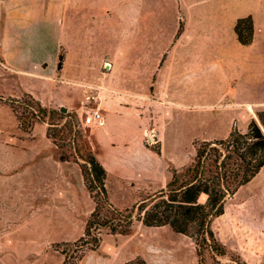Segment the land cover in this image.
<instances>
[{"label":"rangeland","instance_id":"obj_1","mask_svg":"<svg viewBox=\"0 0 264 264\" xmlns=\"http://www.w3.org/2000/svg\"><path fill=\"white\" fill-rule=\"evenodd\" d=\"M69 24L71 36L62 40L59 53L62 57L69 54V77L81 85L72 105L62 103L58 97L54 108L41 104L57 114L38 120L31 114H42L27 94H9L22 78L3 69L0 55V127H8L13 114L18 127L27 134H31L36 123H43L47 138L21 134L19 140H12L21 143L27 139L42 145L39 152L46 159L37 157L33 165H21L19 159L7 165L0 158V190L15 192L14 197L0 198V264H62L60 252L71 250L82 237L85 222L95 206L91 195H98L88 158H95L106 171L104 188L108 202L118 210H131L163 189L172 169L180 172L192 161L198 142L222 139L233 129L238 130L233 124L237 116L234 103L225 95V87L220 86V80L228 78L225 71L217 72L214 79L219 85L215 87L210 86L213 79L208 72L196 71L194 101L185 100L187 89L180 85L171 91L179 102H160L158 99H164L169 91V78L153 68L157 58L154 52L148 55L147 71L127 70L129 58L125 59L123 46L117 48L113 57L108 54L107 40L101 35L105 24L101 23L93 64L76 71L75 15L70 14ZM131 59L138 63L139 54ZM186 76L187 72L181 71L175 80L184 84ZM110 88L109 95L103 98L107 105H101V111L104 115L110 112L113 122L107 134L99 137L101 127L82 126L81 108L87 95L97 96ZM250 121L243 117L239 125H248ZM4 141L11 140L4 135ZM216 227L219 241L227 235L225 223L217 219ZM100 238L98 247L83 249L74 263L246 264L235 251L225 247L221 256L204 250L199 262L191 238L167 226L145 227L135 218L127 235H113L102 229ZM230 239L235 244L234 236Z\"/></svg>","mask_w":264,"mask_h":264},{"label":"crops","instance_id":"obj_2","mask_svg":"<svg viewBox=\"0 0 264 264\" xmlns=\"http://www.w3.org/2000/svg\"><path fill=\"white\" fill-rule=\"evenodd\" d=\"M70 14L75 15L76 71L93 64L95 38L103 29L101 35L107 40L110 56L123 46L124 57L129 58L127 70L147 71L148 55H157L153 68L158 73L165 72L170 91L158 101L179 102L171 91L180 85L187 89L185 100L194 101L196 71L208 72L213 79L211 87L219 85L214 79L217 72L225 71L230 79L220 80V86L231 98L225 96L226 99L234 103L237 116L233 124L237 129L248 126L239 125V119L256 120V111L264 110V0H0L1 66L22 78L15 90L8 91L11 96L29 94L51 108L57 97L71 105L76 101L81 82L69 77L68 53L57 69L62 40L71 36ZM246 17L252 22V40L243 45L237 39L235 24ZM101 23L105 24L102 29ZM135 54H139L138 63L132 62ZM181 71L187 72L184 84L175 80ZM110 90L96 96L102 116L99 137L107 134L113 122L110 112L104 115L101 111V105H107L103 98ZM9 124L0 127V158L7 165L19 159L21 165L30 166L37 157L46 159L39 152L42 145L27 139L21 143L12 141L19 140L21 134L47 139L43 123H36L31 134L18 127L13 114ZM4 135L11 141L5 142ZM14 193L0 190V198L14 197ZM217 219L225 223L227 234L219 241ZM211 229L216 240L235 251L242 262L264 261V165L227 199L223 214L212 220Z\"/></svg>","mask_w":264,"mask_h":264},{"label":"trees","instance_id":"obj_3","mask_svg":"<svg viewBox=\"0 0 264 264\" xmlns=\"http://www.w3.org/2000/svg\"><path fill=\"white\" fill-rule=\"evenodd\" d=\"M235 33L239 43L248 45L252 40L251 19H239L235 24ZM62 60L59 54L58 70ZM26 97L42 114H31L38 120L58 113L44 108L31 95L27 94ZM60 112L65 113V110ZM256 117V120L248 123L243 133L233 129L225 138L198 142L192 161L180 172L172 169L164 188L140 201L131 210H118L108 202L104 188L106 171L95 158H88L87 164L98 195H91L95 206L85 222L82 237L71 250L60 252L62 264H75L83 249L98 247L102 229L113 235H127L134 218L145 227L167 226L173 232L191 238L196 245L199 262L206 249L218 256L224 255V246L216 240L211 223L223 214L227 199L248 183L264 165V111L258 112ZM90 189L88 187L92 192ZM201 197H204L203 201ZM137 263L144 264L142 261Z\"/></svg>","mask_w":264,"mask_h":264},{"label":"built area","instance_id":"obj_4","mask_svg":"<svg viewBox=\"0 0 264 264\" xmlns=\"http://www.w3.org/2000/svg\"><path fill=\"white\" fill-rule=\"evenodd\" d=\"M81 123L85 127H99L102 125V116L96 96H86L82 107Z\"/></svg>","mask_w":264,"mask_h":264}]
</instances>
